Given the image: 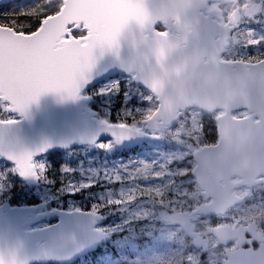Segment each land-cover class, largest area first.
I'll return each mask as SVG.
<instances>
[{
    "label": "water",
    "instance_id": "water-1",
    "mask_svg": "<svg viewBox=\"0 0 264 264\" xmlns=\"http://www.w3.org/2000/svg\"><path fill=\"white\" fill-rule=\"evenodd\" d=\"M8 1L11 0H0V4ZM207 1L93 0V31L110 33L120 28L119 47L94 53L93 67L75 98L62 92H47L30 103L23 116L17 114L14 125L0 130V158L13 165L8 159L12 152H30L34 160L52 151L92 145L103 139L125 148L142 143V133L117 140L109 128L115 123L95 118L79 97L85 89L116 74L133 73L131 80L149 91L145 78L159 77L175 107L172 120L178 110L189 107L208 114L223 110L225 105H232L229 111L256 109L264 102V83L257 78L244 93H238L237 85L247 71L244 65L226 66V71L234 73L231 78L209 70L212 54L226 44L228 29L198 11ZM158 22L168 25L171 34L157 35L153 28ZM151 29L149 37L145 32ZM243 96L251 97V106L247 99L240 98ZM219 115L222 117L223 113ZM216 123L220 147L206 145L192 153L196 185L204 196L213 199L201 209L208 214L223 213L238 202V197L231 193V176L253 184L257 174L264 172V155L258 151L260 137L254 123H234L218 115ZM210 154L216 162L206 170L203 158ZM32 207L0 209V264H12L13 257L16 264L70 263L108 240L94 230L97 214L81 209H54L55 222L38 230H22L35 220ZM246 230L252 232L250 238L258 239L253 241L258 242L255 249H259L263 234L255 221L236 226L220 224L215 232L226 240H234L238 250H242L241 247L252 248L243 247L249 244L243 243Z\"/></svg>",
    "mask_w": 264,
    "mask_h": 264
},
{
    "label": "snow or ice",
    "instance_id": "snow-or-ice-1",
    "mask_svg": "<svg viewBox=\"0 0 264 264\" xmlns=\"http://www.w3.org/2000/svg\"><path fill=\"white\" fill-rule=\"evenodd\" d=\"M93 0H43L39 11L31 9L13 14V18L0 22V113L6 115L19 114L23 116L28 105L34 102L41 94L47 92H62L75 98L81 84L86 80L87 73L95 62L94 53L97 50H113L119 47L117 36L120 28L110 33H98L93 31L91 25V11L94 8ZM258 14H264V0H254V3L245 9L243 17L234 15L231 22L236 28H230L228 24L223 27L228 29L231 37L237 28L241 29L242 21H252ZM19 17L33 18L21 21ZM247 40L244 46H255L264 42V38H257L252 30H244ZM157 35L163 36L164 32L156 30ZM210 71L231 78L234 73L226 71L229 65H244L247 71L242 74V79L237 85L238 93L250 87V82L259 78L264 83V55L253 56L246 60L228 59L225 50L212 54L209 61ZM145 83L152 95L146 97L152 106L139 120L132 122H120L109 126L112 135L117 139L127 138L131 134H141L142 129H150L156 137H165V131L178 128L176 120H183L191 116V112L185 109L181 116L172 120L175 112L173 101L167 95L166 85L159 77L145 78ZM199 87V85H197ZM207 90V89H204ZM251 106V97L243 96ZM239 103V101L234 104ZM233 104V105H234ZM232 105H225L223 116L218 118L231 120L234 123L252 122L260 137L258 151L264 155V102L254 112H248L242 116L230 113ZM202 114L200 115V120ZM171 121V122H169ZM17 121L11 118H0V130H5ZM187 124L188 121H185ZM202 125L200 124V130ZM183 139L182 133L180 134ZM195 147L199 137L195 140L189 138ZM221 139L214 144L220 147ZM100 148L107 149L109 144L101 143ZM8 159L13 162L14 171L20 176L34 179L44 177L46 166L33 160V155L27 151L12 152ZM215 157L208 155L203 158L206 170H210L215 164ZM124 175L112 174L113 182L126 180L131 187L120 194L119 198L108 199L94 208L96 213L105 206L125 207L137 200L149 201L160 208L159 215L175 228L174 235L181 240H188L194 245L208 248L206 236L219 228V224L210 225L200 223L197 217L202 213L201 201L204 205L209 202L208 196L188 198L187 193L183 199L170 198V186L174 183L173 172L169 168V161L155 163L141 162L139 166L126 168ZM190 172L196 176L194 170L189 169L179 173L185 175ZM259 182L264 183V172L257 174ZM144 182V183H142ZM88 187L91 184L86 185ZM73 191L78 189L73 188ZM167 207L168 211H163ZM177 207L184 215H173ZM141 212L139 215H147ZM258 227L264 230V222ZM244 242L251 243L258 240L252 237V232H244ZM259 249L225 246L218 256L224 257L223 264H264V237L259 239ZM221 248L220 244L212 246V250ZM12 264H16L12 258ZM158 264H199L197 255L189 251L181 253L178 258L161 259ZM220 264V259H219Z\"/></svg>",
    "mask_w": 264,
    "mask_h": 264
},
{
    "label": "trees",
    "instance_id": "trees-1",
    "mask_svg": "<svg viewBox=\"0 0 264 264\" xmlns=\"http://www.w3.org/2000/svg\"><path fill=\"white\" fill-rule=\"evenodd\" d=\"M42 3L43 0H11L1 3L0 22L13 18V14L21 11L31 9L39 11ZM19 19L25 21L35 19V17H19ZM158 28L162 30L164 27L158 25ZM258 55H264V48L253 49L250 46H241L240 50L234 54L225 52V56L230 60H246ZM83 92L89 98L88 105L96 113L97 117L109 123H129L133 119L139 120L152 106L151 102L146 99L152 93L134 83L130 77H126L125 75L116 74L112 79L100 81ZM186 109L191 112V116H186L183 120L176 121L178 124L177 129L183 131L181 132L183 139L180 137L181 133L176 134L177 129H175L172 130V134H169V131L166 130L165 137L163 138L158 137L154 140L143 141L129 148L115 145L111 139H103L97 142L98 144L95 148L93 145H84L81 147L74 146L66 150L52 151L34 159V161L43 163L46 166L44 177L40 179L20 176L14 171V165L0 158V209L7 206H38L44 194L49 192V197L54 195L55 198H50V201L47 203L48 209H81L93 212L94 208L109 198H93L87 195L88 192L103 187V185H99L98 183L91 184L90 187L85 186L76 191L66 190V183L70 176L78 175V163L88 161V157L94 156L97 152L100 159L120 161L127 168H135L141 162L151 163L149 155L151 152H154L155 148L159 150L175 149L179 153V157H174L169 161V168L174 174V183L170 186V198L183 199L185 194L180 195L174 189V185L181 180L186 181L188 198L195 199L201 197L192 174L188 172L185 175H179V173L191 168L193 170L194 161L192 153L194 150L217 142V113L215 111L208 114L196 107ZM201 114L202 118L200 120ZM0 118L14 119L15 114L6 115L0 113ZM185 121H188V123L186 124ZM200 124L202 125L201 130ZM197 137H199V141H197L194 147L189 138L195 140ZM101 143L109 144L110 149L102 151L98 146ZM84 153L86 156L83 157ZM259 193L260 196L255 193L253 196L243 199L238 204V209L242 207V215L252 221L261 223L264 220V202L260 205L259 201L261 199L264 201V191L258 190ZM138 201L143 200L131 203ZM96 214L102 216L103 220L97 226L109 235L108 241L97 245L93 251L77 257L70 263L41 262L34 264H130L131 259L147 250L148 239L143 243L144 237L134 239L130 237L126 229L120 227L122 222L118 206H105L100 208ZM48 221L53 222L54 220L49 219ZM225 223L231 224L232 222L230 220L229 222H223V224ZM115 237L120 238L121 244H118L114 240ZM175 243L171 242L169 244L168 251L162 259L178 258L183 253L181 248Z\"/></svg>",
    "mask_w": 264,
    "mask_h": 264
},
{
    "label": "rangeland",
    "instance_id": "rangeland-1",
    "mask_svg": "<svg viewBox=\"0 0 264 264\" xmlns=\"http://www.w3.org/2000/svg\"><path fill=\"white\" fill-rule=\"evenodd\" d=\"M254 3V0H209L207 1L203 12L206 15L212 17L218 23L225 25L228 24L230 28H236V25L231 22V19L234 15H239L243 17L245 15V9ZM241 29L237 28L236 32L232 34L231 37L227 35L226 37V44L224 46L225 52L230 54H234L236 51L240 50L241 46H244L243 43L247 40V36L244 34V30H252L257 38H264V14H258L256 18L252 21H242ZM158 25H162L164 28L161 30L158 28ZM160 30L164 33H170L171 28L162 23H157L153 28V31ZM253 49H261L264 48V42L259 45L250 46ZM126 77H130L132 79L133 73L123 74ZM113 76L106 78L112 79ZM104 79V80H106ZM79 97L83 100L84 106L90 112H92L98 120L99 119L96 113L89 107V98L84 95L82 91L79 93ZM182 111L178 110L176 113L177 116H181ZM248 112H251L245 108L232 110L230 111L231 114L236 116H242ZM218 114H222V110L216 111ZM175 117V119H176ZM18 115L15 114V118L17 119ZM174 119V120H175ZM106 121V120H105ZM177 121V120H176ZM107 122V121H106ZM109 123V122H108ZM117 124V123H115ZM183 132L181 129H177L176 134ZM172 131H169V134H172ZM143 134V141L154 140L158 137L154 136L150 129L144 128L142 129ZM177 139V138H175ZM180 140V139H177ZM113 142V141H112ZM98 143L92 144L95 148ZM107 144V143H106ZM100 148V147H99ZM98 148V149H99ZM102 151H108L109 148L104 149L100 148ZM175 149H168V150H159L157 148L154 149V152H151L149 157L151 159V163L155 162H163L164 160L170 161L174 157H179V153ZM86 154H83V157ZM78 175L70 176L69 180L66 183V190L81 189L88 184H99L103 185L101 189L94 190L92 192H88L87 195L93 198H109L115 199L120 196L121 193L126 192L130 187L131 184L126 180H121L117 182H113L110 177L112 174L117 175H124V169L127 167L122 164L120 161H109L105 159L98 158L97 152L94 156H89L88 161L79 162L78 163ZM72 170V169H70ZM230 181L234 183V187L231 190V193L238 197V202L233 204L232 206L228 207L223 213H202L197 220L200 223H206L210 225L215 224H223V222H229L231 220V226H236L238 224H247L252 220L245 217L243 214V208L240 207L238 209V204L248 196L258 194V190L264 191V183L259 182V177L255 178V182L253 184H245L243 181L237 176H231ZM34 184V183H33ZM174 189L178 192V194H188L187 192V184L185 180H181L174 185ZM198 193L203 197L204 195L201 191L198 190ZM50 196L49 192L44 194V197L38 206L33 205L32 214L34 217V221L30 224L26 225V229L29 230H38L44 226H47L57 220V216L53 213V209L47 208V203L50 201V198H55V196ZM210 198V197H209ZM73 201V199H71ZM213 201L212 198L209 199L207 205H209ZM260 205L263 204V199L260 201ZM201 205L203 209L207 205L203 204L201 201ZM58 209V208H55ZM120 210V217H121V228L126 229L130 237L134 239H139L144 237L142 242H146L148 239L149 244L147 246V250L142 252L140 255L131 259L130 264H156L160 259L165 257L168 246L171 242H176L178 247L181 248L183 253H187L189 251L194 252L197 255V259L202 258L203 261L201 264H223L224 257L218 256V253L223 252L225 246L232 247L233 245H228L229 243H224L220 241L217 233H212L210 236H206L205 239L208 241V248L202 247L201 245H194L190 243L188 240H181L178 235H174L175 228L169 224V222L159 215L160 208L158 205H154L149 201H138L136 203H129L125 207H118ZM233 209V210H231ZM165 212L168 211L167 207L163 210ZM181 209L177 207L175 213L173 215H177ZM141 212H147V215H139ZM95 219V226L94 230H96L100 235L103 236L104 239H109V235L105 233L102 229L98 228V224L102 222V216L96 215ZM54 220L53 222H49L48 220ZM264 222V220L262 221ZM227 224V223H225ZM257 224L259 225L260 222ZM258 229L263 232L259 227ZM136 237V238H135ZM103 239V241H105ZM114 240L121 244V240L119 237H115ZM220 244L221 248L216 249L215 251L212 250V246L215 244Z\"/></svg>",
    "mask_w": 264,
    "mask_h": 264
},
{
    "label": "flooded vegetation",
    "instance_id": "flooded-vegetation-1",
    "mask_svg": "<svg viewBox=\"0 0 264 264\" xmlns=\"http://www.w3.org/2000/svg\"><path fill=\"white\" fill-rule=\"evenodd\" d=\"M261 232H262V231H261ZM214 233H215V231H214ZM262 234H263V232H262ZM218 237H219L220 241H223L224 243H229L228 245H230V246H231V245L236 246L234 240H226L225 238H223V237H221V236H219V235H218ZM263 237H264V234H263ZM248 246H251L253 249H255V248H257V246H258V242L253 241V242H251V244H245V245H243V247H248ZM197 260H198L199 264H201L202 261H203L202 258L197 259Z\"/></svg>",
    "mask_w": 264,
    "mask_h": 264
},
{
    "label": "bare ground",
    "instance_id": "bare-ground-1",
    "mask_svg": "<svg viewBox=\"0 0 264 264\" xmlns=\"http://www.w3.org/2000/svg\"><path fill=\"white\" fill-rule=\"evenodd\" d=\"M208 1H209V0H208ZM206 3H207V2H206ZM204 7H205V5L203 6V8H201V9L198 10V11H199L200 13H202V14H205V13L203 12ZM145 34H146L147 36L151 37V36H152V29L149 30V31H146ZM169 34H171V33H169ZM172 34H173V33H172ZM226 42H227V41H226ZM221 49H224V47L221 48ZM247 110H249V111H251V112H254V111H255V108H247ZM94 117H95V116H94ZM94 223H95V222H94ZM22 230H29V229H26V226H24V227H22Z\"/></svg>",
    "mask_w": 264,
    "mask_h": 264
}]
</instances>
